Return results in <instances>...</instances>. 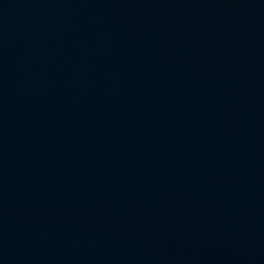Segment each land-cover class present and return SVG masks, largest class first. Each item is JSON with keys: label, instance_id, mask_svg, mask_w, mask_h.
Instances as JSON below:
<instances>
[{"label": "water", "instance_id": "1", "mask_svg": "<svg viewBox=\"0 0 264 264\" xmlns=\"http://www.w3.org/2000/svg\"><path fill=\"white\" fill-rule=\"evenodd\" d=\"M0 264H264V0H0Z\"/></svg>", "mask_w": 264, "mask_h": 264}]
</instances>
